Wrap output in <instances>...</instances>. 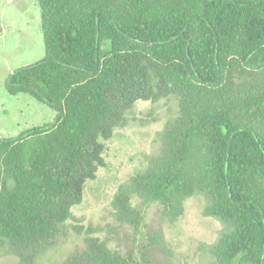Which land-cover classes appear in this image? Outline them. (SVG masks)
<instances>
[{"label":"trees","instance_id":"16d2710c","mask_svg":"<svg viewBox=\"0 0 264 264\" xmlns=\"http://www.w3.org/2000/svg\"><path fill=\"white\" fill-rule=\"evenodd\" d=\"M37 5L44 56L9 73L4 89L55 116L0 138V247L52 242L127 112L175 96L179 115L158 153L118 186L115 219L137 225L155 204L173 223L186 199L203 195L204 216L224 226L216 264H264V0ZM83 241L61 264H130L107 238Z\"/></svg>","mask_w":264,"mask_h":264},{"label":"rangeland","instance_id":"374dc122","mask_svg":"<svg viewBox=\"0 0 264 264\" xmlns=\"http://www.w3.org/2000/svg\"><path fill=\"white\" fill-rule=\"evenodd\" d=\"M37 0H0V138L50 124L55 113L29 95L10 96L4 81L13 70L33 64L44 56ZM179 115L175 96L138 101L127 112L126 124L117 128L105 146L104 166L84 186L83 198L71 209L60 234L34 247H0V264H61L85 236L107 238L130 264H216L211 249L224 229L213 217L204 216L203 195L183 202V215L170 223L158 205L145 209L143 221L123 224L113 215L114 195L158 153L159 139L167 123ZM6 185L13 188V182ZM140 208L139 202L134 203Z\"/></svg>","mask_w":264,"mask_h":264}]
</instances>
